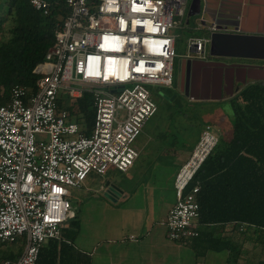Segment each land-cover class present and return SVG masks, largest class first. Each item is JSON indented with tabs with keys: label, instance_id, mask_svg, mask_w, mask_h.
I'll use <instances>...</instances> for the list:
<instances>
[{
	"label": "built area",
	"instance_id": "2783aa9c",
	"mask_svg": "<svg viewBox=\"0 0 264 264\" xmlns=\"http://www.w3.org/2000/svg\"><path fill=\"white\" fill-rule=\"evenodd\" d=\"M27 1L49 13L45 0ZM63 2L54 40L33 67L34 88L14 85L0 104V248L21 240L19 255L0 264H35L39 249L59 239L75 217L68 189L79 188L89 172L132 166L134 140L156 110L147 86L172 84L171 30L179 23L173 16L183 17L186 0ZM191 28L207 33L187 36L182 58L202 61L209 56L210 34L228 30L202 14ZM83 92L94 109L88 133L64 106ZM217 141L205 124L173 176L174 202L163 221L170 241L197 234L199 184H188Z\"/></svg>",
	"mask_w": 264,
	"mask_h": 264
},
{
	"label": "trees",
	"instance_id": "16d2710c",
	"mask_svg": "<svg viewBox=\"0 0 264 264\" xmlns=\"http://www.w3.org/2000/svg\"><path fill=\"white\" fill-rule=\"evenodd\" d=\"M45 1L49 9L46 15L33 9L27 0H2L0 104L7 102L14 85L34 88L37 74L33 67L52 44L58 17L66 12L63 0ZM225 99L231 107L228 134L218 138L188 184L189 187L195 182L199 184L197 234L180 243L192 244L196 254L206 249H225L228 261L236 262L240 247L229 237L215 233L232 224L241 235L248 232V236L255 235L256 242L264 244V82L245 84ZM70 111L80 113L82 119L77 122L88 133L93 119L91 95L84 92L78 98L77 108ZM70 223L76 225L75 220ZM70 232L63 235L72 238ZM64 245L63 240H48L39 249L35 264H53ZM20 250L18 247L6 255L0 248V263L14 260ZM248 261V264H264L263 259Z\"/></svg>",
	"mask_w": 264,
	"mask_h": 264
},
{
	"label": "rangeland",
	"instance_id": "374dc122",
	"mask_svg": "<svg viewBox=\"0 0 264 264\" xmlns=\"http://www.w3.org/2000/svg\"><path fill=\"white\" fill-rule=\"evenodd\" d=\"M186 1L189 4L190 0ZM1 5L2 0L0 7ZM186 10L181 18L173 16L175 23H179L171 30L176 54L173 59L171 87L147 86L156 110L134 140L138 157L133 165L126 173H119L111 168L103 174L89 172L79 188L68 189V199L75 213L71 220H75L76 225L70 223L71 220L67 221L61 228V238H68L63 232L72 231L73 248H82V244H88L92 237L105 238L118 233L116 236L121 238L129 232L138 235L143 224L147 227L153 224L157 231L165 233L159 221L165 218L166 210L174 202L171 184L182 158L197 141L205 124L212 125L218 138L228 134L231 107L227 99L193 100L180 92L173 95L177 91V64L186 52L187 36H205L207 33L201 29L192 30L197 15L187 16ZM218 58L211 56L214 60ZM163 93L170 94L172 98L165 100L162 98ZM77 102L78 99L67 100L64 106L73 119L80 120V113L70 111L71 108H77ZM105 182L123 191L125 197L121 202L114 203L102 195L99 186H103ZM63 228L67 230L64 231ZM250 246L251 242L248 241V247ZM18 247L21 248V240L1 248L8 255Z\"/></svg>",
	"mask_w": 264,
	"mask_h": 264
},
{
	"label": "crops",
	"instance_id": "0c3cea01",
	"mask_svg": "<svg viewBox=\"0 0 264 264\" xmlns=\"http://www.w3.org/2000/svg\"><path fill=\"white\" fill-rule=\"evenodd\" d=\"M252 1L258 3V6H253L250 9L249 20L244 28L247 30H264V11L262 10L264 7L260 6L264 3V0ZM249 83L252 82L250 81ZM191 148L186 152L181 162L187 157ZM127 171L128 169L124 172H117L126 173ZM105 187V185L99 186L102 195ZM117 189L120 191L119 194L109 198L114 203L121 202L120 200L125 197L123 191L118 187ZM164 219H160L159 225L165 231L163 226ZM140 231L138 235L129 232L121 238L116 236L118 233L107 235L105 238L95 239L92 237V241L88 244H82V248L72 247L71 240L73 237L68 240L60 236L59 239L54 240L58 242L63 240L65 245L56 254L53 264H248V260L253 262L260 259L264 260V244L256 242L254 240L255 235L248 236V232L245 235H241L235 230V225L233 227L232 224H227L225 227L218 229L215 235L227 236L240 247V254L236 262L228 261V251L225 249H206L203 253L196 254L192 244L188 245L168 240L165 233L157 231L153 224L148 227L143 224ZM130 235L132 236L131 238H129ZM248 241L251 242L250 247H248ZM199 244L202 245L204 243Z\"/></svg>",
	"mask_w": 264,
	"mask_h": 264
},
{
	"label": "water",
	"instance_id": "95a60500",
	"mask_svg": "<svg viewBox=\"0 0 264 264\" xmlns=\"http://www.w3.org/2000/svg\"><path fill=\"white\" fill-rule=\"evenodd\" d=\"M253 6H258V3L252 0H190L187 6V16L202 14L203 18L212 21L221 28H228L226 31H214L210 34L208 44L209 56H226L235 58L248 59H264V30H247L241 26L243 19L246 17L249 20V11ZM260 6L264 7V3ZM213 8L216 12L215 20L208 17V8ZM248 9V12L245 11ZM264 11V8H262ZM226 21H219V19ZM220 23V24H219ZM232 30V31H230ZM184 61V60H183ZM186 64L197 63V65L204 66L201 69L204 75L200 78L199 71L194 70V83H190V87L198 88V79L201 80V87L204 90L203 95H195V93L186 92L187 85H185L184 95L189 99L195 100H221L224 96L221 95L222 86L227 85L230 89L225 93L231 96L238 90V87H232L234 81L233 72L240 74L239 83L244 85L246 81L264 80V75L251 77L248 72H260L264 74V65L258 66L251 63L248 64H225L218 61H202V60H185ZM183 66V65H182ZM180 68V84H182L183 67ZM228 69L230 71L228 80L223 77V72ZM215 71L212 77L208 76L209 71ZM212 87L214 93H207V90ZM105 190L103 196L112 198L117 196L119 190L117 187L104 184Z\"/></svg>",
	"mask_w": 264,
	"mask_h": 264
},
{
	"label": "flooded vegetation",
	"instance_id": "af4514ba",
	"mask_svg": "<svg viewBox=\"0 0 264 264\" xmlns=\"http://www.w3.org/2000/svg\"><path fill=\"white\" fill-rule=\"evenodd\" d=\"M246 12H248V9H245ZM207 15L208 17H210L211 19L215 20L217 19L216 18V15H217V12L213 9V8H208V12H207ZM219 19V18H218ZM219 21H226V20H222L219 19ZM248 23V19L245 17L241 23V26L242 27H245L246 24ZM220 24V23H219ZM232 31V30H230ZM210 57V58H209ZM216 57H219L218 59H211V56H208L204 61H218V62H222V63H225V64H248V63H251L253 65H258V66H263L264 65V59H244V58H235V57H226V56H216ZM184 60V61H183ZM185 60H197V59H192V58H182L178 61V64H177V68H178V83H177V91H175L173 95H176L177 92H180V94H184V89H185V85H187V89H186V92L187 94L192 92V93H195V95H203L204 94V90L202 89L201 87V80L198 79V88L196 87H190V83H194V70L197 68L198 71H199V77L201 78L203 74L202 73V70L203 68H205L204 66H201V65H197V63H191V64H186L185 63ZM183 65V66H182ZM181 66L183 67V72H182V84H180V68ZM213 73H215V71H209L208 73V76L212 77ZM229 74H230V71L228 69H226L224 72H223V77L225 80H228V77H229ZM248 76H251V77H257V76H262L264 74L260 73V72H248L247 73ZM233 75H234V78L237 80V81H234L232 87H242L244 86L245 84H248L250 82L246 81V83L244 85L240 84L239 83V80H240V74L236 71L233 72ZM260 82H264V80H259ZM252 82V81H251ZM253 82H256V81H253ZM229 87L227 85H223L222 86V91H221V95L224 96L222 99H225L227 97V95H225L226 92L229 91ZM207 93H214V89H212V87H210L208 90H207ZM162 98H164L165 100H169L171 99V95L170 94H166V93H163L162 94Z\"/></svg>",
	"mask_w": 264,
	"mask_h": 264
}]
</instances>
